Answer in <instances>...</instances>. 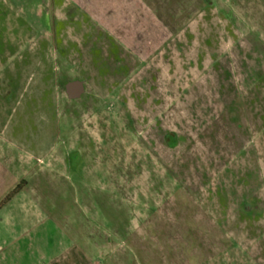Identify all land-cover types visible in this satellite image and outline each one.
<instances>
[{"label":"rangeland","instance_id":"rangeland-1","mask_svg":"<svg viewBox=\"0 0 264 264\" xmlns=\"http://www.w3.org/2000/svg\"><path fill=\"white\" fill-rule=\"evenodd\" d=\"M0 23L34 97L0 125L52 219L25 262L56 230L67 264H264V0H0Z\"/></svg>","mask_w":264,"mask_h":264},{"label":"crops","instance_id":"crops-1","mask_svg":"<svg viewBox=\"0 0 264 264\" xmlns=\"http://www.w3.org/2000/svg\"><path fill=\"white\" fill-rule=\"evenodd\" d=\"M1 37L2 35H0V39H2ZM19 66L20 64L17 63L9 66L8 48H4V54L0 56L1 110L2 108L6 110L7 104L9 103V92H11L12 89L19 94L28 93L34 98L31 90H25V85L20 86L18 90V84L21 83L22 85L24 79L17 71V67ZM81 84L83 87L82 82ZM66 93H68V90H66ZM81 94H83V92ZM45 95L50 96L49 93H44V96ZM6 127V125H0V201L22 181L34 180V178L37 179L40 171L43 169L41 168L36 174L29 175L27 173L25 175L23 162L21 160L18 162L17 157L12 151L14 147H16L11 143L14 137L13 135L12 137H7ZM54 157L55 154L53 155V159ZM25 177L29 179H22ZM38 194V192L32 190V187L31 189L26 188L25 191L19 192L0 209V264L30 263L28 261L25 262L26 250L29 247H27L26 244L25 246L23 245L28 241L25 239V237H28L26 234H30L27 226L31 227L38 224L47 228V230H52L50 228L52 219L50 215L46 214L43 210ZM54 231L52 246H50L49 242V239L52 238L50 231H47V237H42V240L39 238L36 247L32 244V241L30 245L28 244V246H31L30 252L33 256L37 254V264H67L70 254L74 253V255H76V250H74L70 244L71 239L69 241L67 237L57 235L56 230ZM37 237H40L39 233ZM24 248L26 250H24ZM57 250H61L62 252L57 253ZM30 264H32V262Z\"/></svg>","mask_w":264,"mask_h":264},{"label":"trees","instance_id":"trees-1","mask_svg":"<svg viewBox=\"0 0 264 264\" xmlns=\"http://www.w3.org/2000/svg\"><path fill=\"white\" fill-rule=\"evenodd\" d=\"M27 186L26 181L19 183L3 200L0 201V209L7 204L15 195L22 192Z\"/></svg>","mask_w":264,"mask_h":264},{"label":"water","instance_id":"water-1","mask_svg":"<svg viewBox=\"0 0 264 264\" xmlns=\"http://www.w3.org/2000/svg\"><path fill=\"white\" fill-rule=\"evenodd\" d=\"M65 87H66V90H68V92H70L71 90L75 91V95L70 96L69 97L70 99L78 98L80 96V94L83 92V87H82L81 82H77V81L70 82Z\"/></svg>","mask_w":264,"mask_h":264},{"label":"flooded vegetation","instance_id":"flooded-vegetation-1","mask_svg":"<svg viewBox=\"0 0 264 264\" xmlns=\"http://www.w3.org/2000/svg\"><path fill=\"white\" fill-rule=\"evenodd\" d=\"M73 82H74V81H73ZM67 84H68V83H67ZM65 92H66V87H65ZM66 95H67L68 99L71 100V101H73V100H77V99H79V98L82 97V94H80V96H79L78 98L70 99V98H69L70 96H74V95H75V91H70V93L68 92V93H66Z\"/></svg>","mask_w":264,"mask_h":264}]
</instances>
